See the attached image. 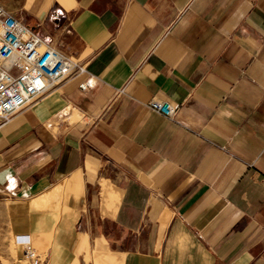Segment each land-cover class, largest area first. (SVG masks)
Returning a JSON list of instances; mask_svg holds the SVG:
<instances>
[{
	"label": "crops",
	"instance_id": "0c3cea01",
	"mask_svg": "<svg viewBox=\"0 0 264 264\" xmlns=\"http://www.w3.org/2000/svg\"><path fill=\"white\" fill-rule=\"evenodd\" d=\"M16 1L87 72L0 122V264H264V0Z\"/></svg>",
	"mask_w": 264,
	"mask_h": 264
},
{
	"label": "built area",
	"instance_id": "2783aa9c",
	"mask_svg": "<svg viewBox=\"0 0 264 264\" xmlns=\"http://www.w3.org/2000/svg\"><path fill=\"white\" fill-rule=\"evenodd\" d=\"M84 72L85 62L61 51L52 36L38 34L0 4V122L9 121L51 88ZM89 84L85 81L81 87ZM149 105L174 118L176 107L169 102L152 99ZM22 246L25 260L40 257L28 240Z\"/></svg>",
	"mask_w": 264,
	"mask_h": 264
},
{
	"label": "rangeland",
	"instance_id": "374dc122",
	"mask_svg": "<svg viewBox=\"0 0 264 264\" xmlns=\"http://www.w3.org/2000/svg\"><path fill=\"white\" fill-rule=\"evenodd\" d=\"M0 4L8 9V7H17L19 3L16 0H0ZM12 13L14 14V12H12ZM21 264H30L29 260H25L23 258V253L21 256Z\"/></svg>",
	"mask_w": 264,
	"mask_h": 264
}]
</instances>
